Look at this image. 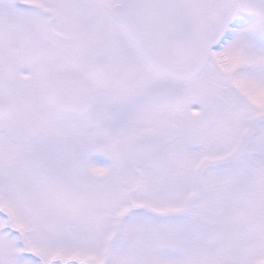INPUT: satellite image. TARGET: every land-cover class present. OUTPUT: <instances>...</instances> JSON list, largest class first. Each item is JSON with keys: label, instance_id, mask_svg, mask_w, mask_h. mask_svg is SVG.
Returning <instances> with one entry per match:
<instances>
[{"label": "snow or ice", "instance_id": "1", "mask_svg": "<svg viewBox=\"0 0 264 264\" xmlns=\"http://www.w3.org/2000/svg\"><path fill=\"white\" fill-rule=\"evenodd\" d=\"M0 264H264V0H0Z\"/></svg>", "mask_w": 264, "mask_h": 264}]
</instances>
